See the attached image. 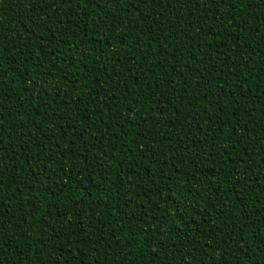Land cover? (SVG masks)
<instances>
[{
  "label": "trees",
  "instance_id": "1",
  "mask_svg": "<svg viewBox=\"0 0 264 264\" xmlns=\"http://www.w3.org/2000/svg\"><path fill=\"white\" fill-rule=\"evenodd\" d=\"M264 264V0H0V264Z\"/></svg>",
  "mask_w": 264,
  "mask_h": 264
},
{
  "label": "snow or ice",
  "instance_id": "2",
  "mask_svg": "<svg viewBox=\"0 0 264 264\" xmlns=\"http://www.w3.org/2000/svg\"><path fill=\"white\" fill-rule=\"evenodd\" d=\"M57 264H59V261H57Z\"/></svg>",
  "mask_w": 264,
  "mask_h": 264
}]
</instances>
